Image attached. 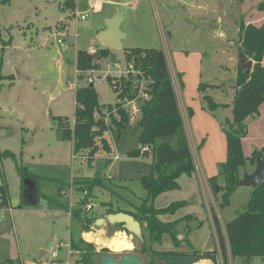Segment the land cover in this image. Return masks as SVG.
<instances>
[{
  "label": "rangeland",
  "instance_id": "obj_1",
  "mask_svg": "<svg viewBox=\"0 0 264 264\" xmlns=\"http://www.w3.org/2000/svg\"><path fill=\"white\" fill-rule=\"evenodd\" d=\"M62 3L63 0H9L4 4L0 0V73L16 78L14 85L9 77L0 81V187L7 188L9 200L8 208L2 207L0 201V262L13 257L23 264H76L80 256H71L69 252L71 243L82 239L83 229L81 220L72 218L74 211L82 210L96 221L109 215L110 210L133 212L147 197L139 179L151 174L152 161L148 157L128 156L140 148L139 132L133 130L140 114H133V105L124 103L132 125L122 137L105 134L113 150L110 157L100 152L89 163L84 153H75L73 141L62 138L57 118L74 122L75 92L90 85L88 73L96 70L95 78L102 77L94 84L100 103L115 106L118 100L110 81H117L124 72H137L134 67L130 69L132 63H126L125 51L160 49L167 55L172 71H179L190 88L198 83L201 98L197 97V105L208 111L205 95L216 103L232 104L240 55V24L258 23L264 12V0H76L74 13L63 11ZM99 5L103 9L97 11ZM115 9L122 15L121 30L126 36L123 49L110 50L118 62L114 64L110 57L97 55L96 69L78 73V51L101 48L99 29L106 27L104 17ZM81 14H87V19L82 20ZM105 71L113 75L108 78ZM192 99L195 100V91ZM225 111L222 108L212 114L221 118ZM6 151L12 152L31 175L42 178L40 192L47 198L40 199L39 207L26 205L21 197L17 162L4 157ZM115 155L120 159L113 160ZM98 170L106 178L103 188L96 189L92 196L77 190L73 184L76 177H92ZM219 181L224 185L222 178ZM253 190L237 187L225 208L218 200L216 205L207 194H202L203 199L189 195L186 207L165 217L168 222L188 213H195L198 218L179 227L181 245L177 248L169 235L164 236L161 244L151 243L145 223L140 235L120 231L117 225L100 229L93 225L90 233L103 240L120 236V232L128 236L133 249L121 254L83 240L94 245L98 253L108 249L118 259L125 254L138 255L142 264H166L145 253V249L178 255L218 250L217 264H223L211 207L225 233L226 224L245 211ZM24 192L27 200L34 201L35 190L30 182ZM172 194L171 198L157 200L155 207L165 208L185 200L182 193ZM85 199L86 204L81 205L80 201ZM87 204L93 206L90 212L86 211ZM43 251L47 252L45 256ZM54 253L57 258H53ZM95 261L100 264V257H95ZM229 264H264V258L247 263L229 256Z\"/></svg>",
  "mask_w": 264,
  "mask_h": 264
},
{
  "label": "trees",
  "instance_id": "obj_2",
  "mask_svg": "<svg viewBox=\"0 0 264 264\" xmlns=\"http://www.w3.org/2000/svg\"><path fill=\"white\" fill-rule=\"evenodd\" d=\"M8 1L1 0V3L5 4ZM61 9L74 13L76 0H63ZM239 31V52L253 62V67L251 73L247 75L238 64L232 119H226L221 123L227 140V159L221 165L219 175L211 178L210 183L215 190L218 179L224 180V185L219 187L220 192L216 195L222 208L230 205L231 197L238 187L237 181L243 177V171H246L248 164L253 166L258 158L264 159V148L255 151L251 158H246L242 143L247 133L246 120L259 114L260 107L264 103V23L261 26H255L242 21ZM110 54L108 48H100L95 53L80 50L77 54V69L80 72L96 69L98 65L95 64V57L99 55L100 58L107 59ZM125 59L126 63L128 65L132 63L139 73L138 80L146 83L145 91L148 94V99L139 100L141 101L140 117L133 126V130L136 133L139 132L140 148L131 151L128 156L139 158L150 155L152 171L150 175L141 176L139 179L147 192V197L140 206L136 207L135 211L110 210L108 214L119 212L130 214L141 225L146 224L151 243L161 244L164 236L169 235L177 248L181 245L178 239L179 227L182 223L192 222L194 218L189 215L173 222H163L160 216L174 215L186 205V202H174L162 209H157L154 203L159 196L179 190V179L184 175L191 176L195 172L193 154L185 132L184 121L179 110L165 53L160 49L134 48L125 51ZM3 78L0 75V81ZM137 78L130 76L128 80L118 78L116 83L110 81L118 100L115 106L101 104L94 85L82 86L75 93L74 122L71 123L69 119L61 117L57 118L63 140L73 141L75 153H84L89 163L92 162L90 159L95 158L100 152H104L109 157L112 154V147L105 137L107 132L116 134L120 139L127 128L132 125L129 112L123 108V105L137 97L138 94L134 90ZM204 99L208 101L207 109L210 113L229 107L227 104L214 102L207 95ZM115 108L117 116L112 112ZM104 111L110 113L109 127L103 120L95 118L96 114L103 115ZM145 147L149 148L148 152L143 151ZM3 155L14 158L17 162L12 152L6 151ZM110 161H107V164ZM17 171L21 178V197L24 202L30 207H39L40 199L47 198L40 192L39 180L42 178L38 175H31L18 162ZM105 179L102 170H98L92 177H76L73 184L77 190L86 191L92 196L96 189L104 187ZM26 180L32 181L31 184L35 190V199L32 202L25 198ZM0 201L2 207H9L8 192L4 185L0 187ZM80 202L81 205H85L86 199ZM72 218L81 220L83 233L91 232L95 223L93 216L83 214L82 210H76L72 213ZM213 220L223 264H229V256L231 259L242 258L247 263L257 257L264 258V182L253 190L245 211L226 224L225 233L215 214ZM117 229L131 234L122 224H118ZM71 249L80 253L76 264H98L95 257L101 258L110 253L108 249H103L98 253L94 245L86 243L83 239L78 243L72 242ZM144 252L166 264H172L168 261L169 256H193L199 258L200 261L210 260L213 264H217L219 255L218 250L203 253L194 251L190 255H178L172 251L161 252L153 249H145ZM0 264H23V262L20 259H6ZM151 264L156 263L151 262Z\"/></svg>",
  "mask_w": 264,
  "mask_h": 264
},
{
  "label": "crops",
  "instance_id": "obj_3",
  "mask_svg": "<svg viewBox=\"0 0 264 264\" xmlns=\"http://www.w3.org/2000/svg\"><path fill=\"white\" fill-rule=\"evenodd\" d=\"M261 7L262 8L264 7V3L261 4ZM102 9L103 7L99 5V11ZM117 12H118L117 9H115L113 12L109 13L104 18L105 19L112 18L117 14ZM263 23H264V12L260 17V19L258 20V23H252L246 21V24H253L255 26H261ZM62 26L64 27L63 29L61 28V30H64L65 25ZM104 29L105 27L99 29V32ZM101 48H105V46L102 44ZM97 50L98 49H91L89 52L95 53ZM165 56L169 67L173 88L178 100L179 110L184 121L185 132L193 154L195 172L191 176L184 175L179 179V185H180L179 190L165 193L159 196L155 200V202L162 198H171L173 195L172 193L174 192L184 194V197H182V199L185 200L182 201L183 202L186 201V203L190 199L189 195L192 196L195 194L198 196L199 199H203L202 194L204 195L207 194L215 202V200H217L216 199L217 194H216V190H214L213 186L210 183V179L219 175L221 165L227 159V140H226V135L221 128V123L224 122L226 119H232L233 103L227 104L229 107L225 108L226 111L223 112V116L221 118L214 116L209 111H206L205 107H202L201 104L197 105V97L201 98V94H199L198 83L197 86H195V88L194 86L190 88L189 84L184 80V78L181 76V73L179 71L177 72V74H175V71H172L168 57L166 54ZM263 64H264V59H263ZM237 69H236V74H237ZM0 75H2L5 78L9 77L8 81H10L14 85L16 80L14 75L4 76L1 73ZM19 77L21 79H25L24 77H21L20 74ZM193 91H195L194 101L192 99ZM219 104H223V103H219ZM75 108H76V103H75ZM190 111H192V114H190ZM226 112H228L227 115ZM245 123L247 125V134L242 139L243 150L245 157L251 158L252 154L255 151H259L264 148V103L260 107L259 114L253 117H249ZM143 157L144 158L148 157L152 161L150 155L141 156L139 158H143ZM247 168L249 170L248 171L246 170L245 172L243 171V173L246 172L250 173L253 172V170L255 169V167H253L250 164H248ZM219 180L220 178L218 179V185L220 187L222 185H220L221 183ZM189 191H191V194H189ZM184 207H186V205ZM157 209H162V208H157ZM211 211L213 212V215L214 214L216 215L214 208L211 207ZM189 215L194 218L192 222L198 221L197 220L198 218L195 216V213L185 214L184 217ZM166 216L167 215H162L160 216V219L163 222H168L165 219ZM185 224L186 223H182L181 226ZM85 235L86 233L82 234V239L85 238ZM203 252L204 251H202L201 253ZM44 254L46 255L47 252L43 251V256H45ZM9 259L15 260L16 258L11 257ZM202 261L205 264H213L212 261L210 260H202Z\"/></svg>",
  "mask_w": 264,
  "mask_h": 264
},
{
  "label": "water",
  "instance_id": "obj_4",
  "mask_svg": "<svg viewBox=\"0 0 264 264\" xmlns=\"http://www.w3.org/2000/svg\"><path fill=\"white\" fill-rule=\"evenodd\" d=\"M121 24L122 15L120 12H117L114 17L107 19L105 29L100 31L98 35V40L105 46V48L113 51L123 49V40L126 36L121 30ZM110 62L114 64L118 62L114 52H111L110 54ZM239 64L247 75L251 73L253 62L246 59L243 53H240L239 55ZM263 182L264 159L258 158L253 172H246L243 177L237 181V186L252 187L253 189H256ZM215 190L216 194H218L220 192L219 186H216ZM118 224H122L130 233L132 232L136 235L141 234V224L132 215L125 212L109 214L104 218H99L95 221L94 226L95 228L100 229L108 227L109 225ZM168 261L172 264H197L200 262V259L193 256H169ZM100 264H142V261L141 258L135 254H125L119 259L114 255L106 254L101 256Z\"/></svg>",
  "mask_w": 264,
  "mask_h": 264
},
{
  "label": "built area",
  "instance_id": "obj_5",
  "mask_svg": "<svg viewBox=\"0 0 264 264\" xmlns=\"http://www.w3.org/2000/svg\"><path fill=\"white\" fill-rule=\"evenodd\" d=\"M86 17H87V14H82L80 18L82 20H85ZM132 67H133V65H130V69ZM95 72H96V70H94L93 72L88 73L89 74V76H88V84L94 85L96 82H100L101 81V78H102L101 75H98V77L95 78V76H94ZM78 73H80V71H78ZM105 74H106V77H108V78L113 75L109 71H105ZM138 75H139L138 72H135V71L131 70L129 73H126V72L122 73L121 74V78H123L124 80H128L130 76H133V77L137 78ZM115 81L113 80V82H115ZM144 83L145 82L143 80L140 81V80H138V78L136 79V81H135V89L134 90L137 92L138 95H137V97L135 99L126 102L127 106L133 105V114L134 115L140 114V107L138 105L139 100L148 99V94L145 91L146 86H144ZM126 104L123 105V108L126 107ZM112 112H113L114 115L117 116V110L116 109H114ZM95 118L97 120H103L105 122L106 126L109 127L110 113L108 111H104L103 115L96 114ZM143 151L148 152L149 148L145 147L143 149ZM84 158L87 159L86 156H84ZM119 159H120V157L118 155H115L113 157V160H119ZM92 208H93V206L91 204H87L86 205V211L90 212L92 210ZM69 255H71V256H80V253L70 249ZM53 258H57V254L54 253L53 254Z\"/></svg>",
  "mask_w": 264,
  "mask_h": 264
},
{
  "label": "bare ground",
  "instance_id": "obj_6",
  "mask_svg": "<svg viewBox=\"0 0 264 264\" xmlns=\"http://www.w3.org/2000/svg\"><path fill=\"white\" fill-rule=\"evenodd\" d=\"M104 234V233H103ZM120 236H116L109 240H103L98 234L86 233L85 238L91 243L94 242L100 247H108L114 253L121 254L125 251H130L133 249V244L129 241L128 236L125 233H119ZM197 264H205L200 261Z\"/></svg>",
  "mask_w": 264,
  "mask_h": 264
},
{
  "label": "clouds",
  "instance_id": "obj_7",
  "mask_svg": "<svg viewBox=\"0 0 264 264\" xmlns=\"http://www.w3.org/2000/svg\"><path fill=\"white\" fill-rule=\"evenodd\" d=\"M97 11H99V6H97Z\"/></svg>",
  "mask_w": 264,
  "mask_h": 264
},
{
  "label": "flooded vegetation",
  "instance_id": "obj_8",
  "mask_svg": "<svg viewBox=\"0 0 264 264\" xmlns=\"http://www.w3.org/2000/svg\"><path fill=\"white\" fill-rule=\"evenodd\" d=\"M110 254V253H109Z\"/></svg>",
  "mask_w": 264,
  "mask_h": 264
}]
</instances>
